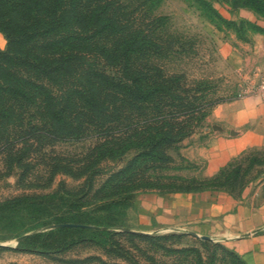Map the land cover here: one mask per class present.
I'll return each mask as SVG.
<instances>
[{
    "label": "trees",
    "instance_id": "obj_1",
    "mask_svg": "<svg viewBox=\"0 0 264 264\" xmlns=\"http://www.w3.org/2000/svg\"><path fill=\"white\" fill-rule=\"evenodd\" d=\"M149 3L0 0V31L7 40L0 51V152L10 165L27 164L25 157L55 141L90 138L82 153L42 157L50 160L52 174L84 176L90 188L102 160L130 153L99 187H114L99 199L115 208L125 206L139 186L164 187L161 192L228 187L223 189L233 193L244 153L216 173L193 179L194 185L149 180L147 170L171 160L168 149L226 99L210 95L215 87L207 78L164 67L163 58L177 52V39L163 35L164 17L154 15ZM242 4L264 17V0ZM98 221L93 220L98 232H114L109 222ZM227 251L236 264H246Z\"/></svg>",
    "mask_w": 264,
    "mask_h": 264
},
{
    "label": "rangeland",
    "instance_id": "obj_2",
    "mask_svg": "<svg viewBox=\"0 0 264 264\" xmlns=\"http://www.w3.org/2000/svg\"><path fill=\"white\" fill-rule=\"evenodd\" d=\"M149 4L154 15L164 17L163 35L178 40L177 52L163 58L166 69L184 71L191 79L207 78L215 87L210 95L224 100L250 90L244 86L250 79L247 69L255 62L261 65L264 57L246 64L245 47L252 45L253 35H257L264 54V27L245 16L255 14L264 21L263 16L243 6L242 0H151ZM6 43L0 31V51L6 49ZM256 78L258 88L264 89V71ZM207 115L186 136L196 144H205L213 132L235 133L242 128L209 120ZM183 139L168 149L171 160L163 167L147 170L149 180L194 185L193 179L205 176L199 171L202 157L188 160L181 154ZM92 142L90 138L55 141L46 145L43 153L25 157L28 163L23 166L10 165L0 152V264H236L227 251L232 248L220 240L202 241L182 229L147 230L137 211L128 212L135 196L161 192L164 187L139 186L125 206L117 208L107 199H99L114 188L108 185L99 190L108 172L121 166L130 153L102 160V172L95 175L90 188L84 176L61 171L52 174L50 160L43 159L44 154L60 158L82 153ZM241 155L235 195L249 181L264 175V144L248 147L227 162ZM14 195L21 196L19 203L6 201ZM93 220L109 222L108 228L114 232H98L96 228L101 226ZM20 235L27 237L20 240Z\"/></svg>",
    "mask_w": 264,
    "mask_h": 264
},
{
    "label": "crops",
    "instance_id": "obj_3",
    "mask_svg": "<svg viewBox=\"0 0 264 264\" xmlns=\"http://www.w3.org/2000/svg\"><path fill=\"white\" fill-rule=\"evenodd\" d=\"M245 18L264 27V21L255 14L247 13ZM253 39V44L245 47L246 64L264 57L260 38L253 35ZM261 62L253 63L247 69L248 76L244 75L250 78L244 85L249 91L216 103L207 115V119L231 127L242 126L238 132H213L205 144H196L189 137L183 139L180 151L186 159L203 158L201 174L212 175L240 151L264 144V89L256 84V76L264 71V59ZM132 210L138 212L147 230H192L222 241L246 264H264V175L249 181L239 195L223 188L144 192L135 196L128 212Z\"/></svg>",
    "mask_w": 264,
    "mask_h": 264
},
{
    "label": "water",
    "instance_id": "obj_4",
    "mask_svg": "<svg viewBox=\"0 0 264 264\" xmlns=\"http://www.w3.org/2000/svg\"><path fill=\"white\" fill-rule=\"evenodd\" d=\"M189 233H191V234H193V235H196V236H200V237L203 238V239H204V238H209L208 235H205V234H198V233H196L195 231H192V230H189ZM23 236H25V235H20L18 239L22 238Z\"/></svg>",
    "mask_w": 264,
    "mask_h": 264
}]
</instances>
